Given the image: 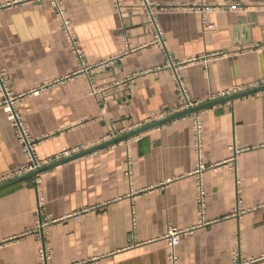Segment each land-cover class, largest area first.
Segmentation results:
<instances>
[{"label": "crops", "instance_id": "1", "mask_svg": "<svg viewBox=\"0 0 264 264\" xmlns=\"http://www.w3.org/2000/svg\"><path fill=\"white\" fill-rule=\"evenodd\" d=\"M56 1L63 17L55 0H0V65L48 165L181 112L178 78L195 102L264 85V0H149L162 42L141 0ZM3 101L0 176L26 163ZM199 115L200 150L192 114L1 190L0 264H38L42 246L47 264H170L171 228L194 229L177 264H232L236 250L264 264V92Z\"/></svg>", "mask_w": 264, "mask_h": 264}, {"label": "built area", "instance_id": "2", "mask_svg": "<svg viewBox=\"0 0 264 264\" xmlns=\"http://www.w3.org/2000/svg\"><path fill=\"white\" fill-rule=\"evenodd\" d=\"M55 2H56V5L58 7V11H59L60 15L63 17V11H62L61 5L56 0H55ZM114 2H115L116 7H118V8L121 7L118 0H114ZM141 3L144 6V8L146 9V13H147L149 23L155 28V31L157 33L158 42H162V34H161V31L158 27L156 15H155V10L157 8H160V7L154 5L149 0H141ZM196 8L201 9L203 11V14L212 13V12L218 10L217 7L206 6V5H202V6H199ZM203 26L207 30H214L216 28L215 25L210 23L207 18L203 19ZM64 27H65L68 35L71 38L72 49L75 51L80 62L83 63V61H82L83 55H82L81 49L79 47V43L70 33V22L67 20H64ZM85 70L88 71V70H90V68H86ZM255 87L256 86H254V87L253 86L237 87L232 91L220 92V93H217L214 95H210V96L206 97L205 99H203L202 101L195 102L189 98L188 93H187L183 83L178 78V89H179L180 97L183 101L181 111H184V110H187L189 108H193V107H196L199 105L207 104V103L219 100V99L227 98V97L232 96V95L243 93L245 91L254 89ZM92 89H93L92 94H94L96 96H100L99 91L96 90L94 85L92 86ZM0 93H2L4 95V101H3L2 105L4 106L6 112L8 113L9 120L14 125L16 137H17L18 142L22 148V151L26 157V163H24L23 165H21L17 169L11 171L10 173H7L3 176H0V185H2L4 183L12 181L16 178H19V177H22V176L27 175L29 173L35 172V171L47 166L49 164V162L43 161V160L39 159L37 156V153H36V144L37 143H36V141H34L30 137V134H29V131L26 127V124H25L24 120L22 119V116L19 113V110L17 108V101L20 98H22V96H24V95H19V96L13 95V93L10 89V86H9V82L6 79V74H5L4 70L1 68V65H0ZM39 93H40V91L33 92L34 95H38ZM199 113H195L194 117H195V124H196V128H195L196 144L200 150L201 143H202L203 125H202ZM170 114H173V113H170ZM112 136L113 137L117 136V134L111 133V135H109L108 138H111ZM73 155H75V151H66L54 160L55 161L62 160V159L71 157ZM54 160L52 162H54ZM206 170H208V168L205 165L200 164L195 171V175L197 177V203H198V211H199V215H200L201 224H205L204 218H205V214H206L207 192H206L204 178H203V175H204ZM49 224H50V222L47 219H41L40 222L38 223L37 230L41 231L43 228L47 227ZM193 230L194 229H188V230H180V229H176V228L170 229V231L168 233V238L171 242V247H172L171 252L168 256V260H169L170 264H177L178 263V256L176 253V247L180 244L181 236L186 235V234H190L193 232ZM47 262H48V254L46 252L45 246H42V248L40 250V261L38 264H47ZM232 264H251V262L246 261V260H242L239 251L236 250L233 253Z\"/></svg>", "mask_w": 264, "mask_h": 264}, {"label": "water", "instance_id": "3", "mask_svg": "<svg viewBox=\"0 0 264 264\" xmlns=\"http://www.w3.org/2000/svg\"><path fill=\"white\" fill-rule=\"evenodd\" d=\"M264 92V85L263 86H260V87H257V88H254V89H251V90H248V91H245L243 93H239V94H236V95H232V96H229L227 98H223V99H219V100H216V101H213V102H210V103H207V104H203V105H199V106H196V107H193V108H189L187 110H184V111H181V112H178L174 115H171L167 118H164L160 121H157V122H154L152 124H149L147 126H144L136 131H133L131 133H128L122 137H118L116 139H113L111 141H108L106 143H103L97 147H94L92 149H89V150H86V151H83L81 153H78V154H75L71 157H68V158H65V159H62V160H59L51 165H47L35 172H32V173H29L27 175H24L22 177H19V178H16L12 181H9L7 183H4L2 185H0V191L1 190H4L8 187H11L13 185H16L18 183H21L23 181H26V180H29V179H37V177L49 170H52L58 166H61L63 164H66L70 161H73L75 159H78V158H81V157H84V156H87V155H90L96 151H99V150H102L104 148H107V147H110L112 145H115V144H118L122 141H126V140H129L133 137H136L142 133H145L147 131H150L152 129H155V128H158V127H161L167 123H170L172 121H175L177 119H180V118H183V117H186V116H189V115H192V114H195V113H199L201 111H204L206 109H209V108H212V107H215V106H218V105H221V104H224V103H228V102H234L236 99H239V98H243V97H246V96H250V95H255V94H258V93H262Z\"/></svg>", "mask_w": 264, "mask_h": 264}]
</instances>
